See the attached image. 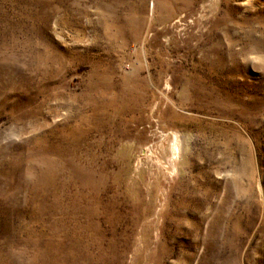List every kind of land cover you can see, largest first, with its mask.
Masks as SVG:
<instances>
[{
    "label": "rangeland",
    "instance_id": "1",
    "mask_svg": "<svg viewBox=\"0 0 264 264\" xmlns=\"http://www.w3.org/2000/svg\"><path fill=\"white\" fill-rule=\"evenodd\" d=\"M0 264H264V0H0Z\"/></svg>",
    "mask_w": 264,
    "mask_h": 264
},
{
    "label": "bare ground",
    "instance_id": "2",
    "mask_svg": "<svg viewBox=\"0 0 264 264\" xmlns=\"http://www.w3.org/2000/svg\"><path fill=\"white\" fill-rule=\"evenodd\" d=\"M162 135L160 141L148 146L143 151L147 156H154L155 162L162 169H165L169 174H174L177 171L176 162L182 152V138L177 133L171 132Z\"/></svg>",
    "mask_w": 264,
    "mask_h": 264
}]
</instances>
